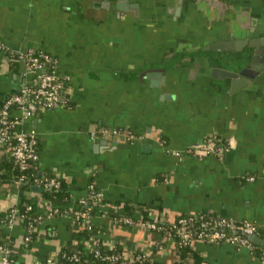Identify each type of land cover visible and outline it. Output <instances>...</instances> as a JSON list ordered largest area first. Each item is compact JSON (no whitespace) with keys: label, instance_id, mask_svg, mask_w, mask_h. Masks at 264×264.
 Masks as SVG:
<instances>
[{"label":"crops","instance_id":"crops-1","mask_svg":"<svg viewBox=\"0 0 264 264\" xmlns=\"http://www.w3.org/2000/svg\"><path fill=\"white\" fill-rule=\"evenodd\" d=\"M263 23L264 0H0V38L13 51L54 55L66 79L60 106H32L19 125L39 140L37 173L64 177L70 205L94 181L105 199L150 219L212 210L255 221L264 234V44L235 43L264 39ZM258 47L257 72L231 91L215 68L237 71ZM28 82L25 61L1 53L0 97ZM123 127L136 137L101 130ZM208 134L227 141L221 155L173 154ZM39 191L0 187V212ZM91 220L95 239L127 257L147 249L149 264H264L245 245L198 240L202 261H179L171 240L160 245L145 225L112 224L99 212ZM73 230L68 216L46 217L31 249L18 220L0 235L14 237L13 264H50Z\"/></svg>","mask_w":264,"mask_h":264},{"label":"trees","instance_id":"trees-1","mask_svg":"<svg viewBox=\"0 0 264 264\" xmlns=\"http://www.w3.org/2000/svg\"><path fill=\"white\" fill-rule=\"evenodd\" d=\"M7 57L10 61H13V64L15 63V60H13L10 55H7ZM18 90L19 89H16L1 96L0 107L9 94L18 92ZM1 124L2 120L0 117V125ZM208 136L214 137L215 134H208L205 137ZM11 139L13 138L11 137ZM217 144L219 147H225L227 141L225 138H221L217 141ZM0 148L4 151L0 156V187H3L5 190H9L14 186L26 190L31 189L34 185L40 187L39 199L37 198V200L34 201L23 199L18 205L9 206L4 211L0 212V229L4 224H7L10 219H14L15 216L19 217L18 221L24 228V236L27 237L24 240L25 245L31 249V241L37 237L41 223L38 218L39 216L45 218L48 216L65 215L70 217L73 221L74 230L72 238L61 245L51 256L53 264H149L151 262L153 252L147 249H135L132 252V258L130 260L125 256L123 248L119 244L108 245L98 239L96 247L89 249L86 245L87 241L91 237H95L97 228L93 223H91L90 227L86 224L83 225L82 221L84 218L82 216L77 219L73 216L71 217V214H73L75 210L88 212L91 217L94 213L99 212L107 217L109 222H111V218L117 216L115 223L119 224H124L123 218L129 215L128 212H137L142 215V217H140L141 219L153 223L154 226H148L147 228L151 231H155L161 236L162 241L160 245H162L166 239L171 240L173 250L179 261H191L193 263L202 261V257L194 248L193 243L196 241L195 239L198 231L203 228L209 230L214 227V220L219 217L218 213L215 211L201 210L194 213H178L171 219H150L147 217L146 210L134 207L132 204L126 202L121 203L119 201L111 202L103 196L92 197L87 190L88 185L86 186V193L74 201L77 206L73 204L70 205L72 198L68 189L67 180L64 177L51 173L45 175L38 174L36 168L38 160L31 162V165H27L25 168H21L11 153L10 144L3 143ZM38 148L39 140L37 138L35 149L38 151ZM212 155L217 156V153L214 152ZM28 175L30 176L28 177ZM51 179L54 180V184L49 185L48 182ZM36 181L38 182L36 183ZM98 190L99 188L94 182L93 193H96ZM80 198H84L86 200L85 203H77ZM108 204L121 205L125 213H116L100 206ZM14 208H16L15 213H13ZM132 218L137 219L134 217ZM180 219H185V221L181 222ZM182 227L191 232L190 239L187 241H184L180 237V228ZM224 229L228 235L233 233L232 230H228L225 227ZM257 234L264 240V234L261 230H259ZM239 235L244 236L242 233H239ZM248 242L250 243V250L253 255L261 259L264 254V245L251 240H248ZM13 244V236L0 235V247L2 248L0 249V258L3 255L7 256L10 260V264H13L18 257L17 252L13 249ZM236 245H238V243H236ZM39 264L47 263L41 262Z\"/></svg>","mask_w":264,"mask_h":264},{"label":"built area","instance_id":"built-area-1","mask_svg":"<svg viewBox=\"0 0 264 264\" xmlns=\"http://www.w3.org/2000/svg\"><path fill=\"white\" fill-rule=\"evenodd\" d=\"M0 53L4 55H10L13 60L23 59L25 61L26 73L29 76V82L21 87L18 92L9 94L3 101V105L0 107V117L2 124L0 125V146L3 143H8L11 145V153L14 156V159L19 163L21 168H25L27 165H31V162L38 160V151L35 149V142L37 141V136L34 130H23L19 129V125L24 117H27L31 113L32 106H40L43 108L51 109L61 105L62 96L66 89V79L63 76H60L57 73L56 65L57 58L45 51L35 50L27 48L24 50L13 51L9 48L6 43L0 38ZM15 111H19L20 115L15 114ZM103 132L109 133H122L124 137L133 139L136 137V132L131 128H112V129H101ZM91 137L94 138L95 131H91ZM11 137L13 139H11ZM221 137L215 135L214 137H205L200 142L193 143L182 150H173V154L181 156L183 154H195V155H207L213 154L214 152L217 155H221L222 151L227 147L218 146L217 141ZM30 175H28L29 177ZM25 177V176H24ZM248 180H253L251 175L247 176ZM38 181H36L37 183ZM48 184H54V180H49ZM94 182L91 181L88 184V192L92 197H101L102 194L98 190L96 193H93ZM87 192V193H88ZM84 198H80L77 203H85ZM77 206V205H75ZM103 208L113 207L121 208L120 205H100ZM16 208L13 209L15 213ZM118 213L119 211H114ZM14 216V215H13ZM76 219L83 217L82 224L91 226V216L88 212L75 210L71 217ZM218 219L214 220V227L205 230L204 228L197 232L196 241H203L206 243L220 244V243H229L240 246L245 245L250 250V243L248 240L249 235H258L260 225L248 219H236L230 216H223L218 214ZM50 217V216H48ZM40 222L45 218L39 216ZM19 217H14L10 219L7 223L9 226H12ZM117 216H114L110 219L111 223H115ZM181 222H184L185 219H180ZM125 225H134L141 224L146 227L154 226L153 223L147 222L141 218L133 219L131 216L127 215L123 218ZM207 223V222H206ZM210 223V222H208ZM212 225V226H213ZM224 227L228 230H232L233 233L228 235ZM239 233H242L244 236H240ZM191 232L187 231L184 227L180 228V237L187 241L190 239ZM27 237L24 236V240ZM194 240V241H195ZM98 239L91 237L87 241V246L89 249L95 248L97 245ZM252 241V240H251ZM0 249H2L0 247ZM251 251V250H250ZM132 254L128 256L130 260ZM127 257V256H126ZM261 260L264 261V254ZM50 264L52 263V258L49 259ZM0 264H10V260L7 256L3 255L0 258Z\"/></svg>","mask_w":264,"mask_h":264},{"label":"water","instance_id":"water-1","mask_svg":"<svg viewBox=\"0 0 264 264\" xmlns=\"http://www.w3.org/2000/svg\"><path fill=\"white\" fill-rule=\"evenodd\" d=\"M262 28L264 30V25L262 26ZM263 36H264V31H263ZM244 41H246L250 46L259 45L260 43L264 44V39H260L257 37L250 38V39H241V40L239 39L238 41L235 42L238 49L240 48L238 45H241ZM212 46H215V45L212 44ZM262 52H263V49L261 47L255 48L253 51V55L251 57V61L245 64L241 69L237 71L228 70V69H220V68H215V69L218 70L219 73L221 72L223 73L222 77L228 76L231 78L229 89L231 91H234L239 86H241L242 83H245L248 81L247 77H251L257 72V69L254 68L255 64L253 61H257L259 59V54H261ZM34 189L38 190L39 188L35 187ZM249 238L254 242L262 243L264 245V242L258 235H255V234L249 235Z\"/></svg>","mask_w":264,"mask_h":264},{"label":"flooded vegetation","instance_id":"flooded-vegetation-1","mask_svg":"<svg viewBox=\"0 0 264 264\" xmlns=\"http://www.w3.org/2000/svg\"><path fill=\"white\" fill-rule=\"evenodd\" d=\"M253 55V54H252Z\"/></svg>","mask_w":264,"mask_h":264}]
</instances>
